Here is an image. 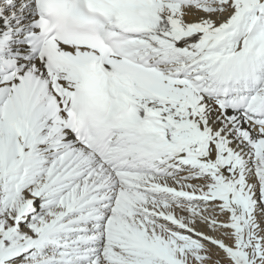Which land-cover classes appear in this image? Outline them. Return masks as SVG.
<instances>
[{"label": "snow or ice", "instance_id": "6c2138e0", "mask_svg": "<svg viewBox=\"0 0 264 264\" xmlns=\"http://www.w3.org/2000/svg\"><path fill=\"white\" fill-rule=\"evenodd\" d=\"M0 264H264V0H0Z\"/></svg>", "mask_w": 264, "mask_h": 264}]
</instances>
